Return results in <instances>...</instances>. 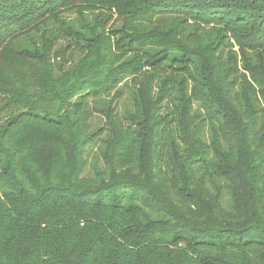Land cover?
I'll use <instances>...</instances> for the list:
<instances>
[{"label": "trees", "instance_id": "obj_1", "mask_svg": "<svg viewBox=\"0 0 264 264\" xmlns=\"http://www.w3.org/2000/svg\"><path fill=\"white\" fill-rule=\"evenodd\" d=\"M0 264H264V0H0Z\"/></svg>", "mask_w": 264, "mask_h": 264}, {"label": "rangeland", "instance_id": "obj_2", "mask_svg": "<svg viewBox=\"0 0 264 264\" xmlns=\"http://www.w3.org/2000/svg\"><path fill=\"white\" fill-rule=\"evenodd\" d=\"M71 17H72V19H73L75 16H74V15H71ZM115 18H117V17L115 16ZM118 23H119V22H118ZM118 23H117V24H118ZM59 43L63 46L64 44H66V41L63 39V40H60ZM236 51H237V49H236ZM121 103H122V105L119 106L118 110L121 111V113H124V112L127 111V109H129V103H128L127 101H125V100H124L123 102H121ZM121 103H120V104H121ZM98 119H99V117H97V116L93 118V120H95V121H98ZM96 154H97V153L90 152V153L87 155V160H88V162H90V161L92 160V158L96 156Z\"/></svg>", "mask_w": 264, "mask_h": 264}]
</instances>
